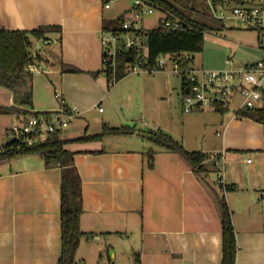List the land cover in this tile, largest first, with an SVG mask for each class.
<instances>
[{"label": "crops", "instance_id": "1", "mask_svg": "<svg viewBox=\"0 0 264 264\" xmlns=\"http://www.w3.org/2000/svg\"><path fill=\"white\" fill-rule=\"evenodd\" d=\"M122 1L106 7L103 0H0V27L61 28L49 34L59 40L54 47L45 50L37 42L44 60L35 64L41 71L33 76V105L21 108L54 114L60 93L79 112L57 133L68 140L65 149L74 152L82 182L85 235L77 263L136 264L138 256L140 264H222L224 197L236 232V264H264V123L231 110L187 113L182 81L167 75L163 84L123 78L110 86L101 30L104 21L130 14L134 1ZM63 64L80 71H63ZM0 104L16 105L13 92L1 85ZM258 108H264V92ZM23 118L0 115V127ZM104 125L135 131L73 140L100 133ZM156 130L206 154L205 171L197 173L180 153L155 145L148 132ZM126 142L134 145H119ZM149 150L155 151L153 167ZM222 150L228 157L226 193L211 157ZM61 183L62 168L46 167L41 155L0 161V264L59 263Z\"/></svg>", "mask_w": 264, "mask_h": 264}, {"label": "trees", "instance_id": "2", "mask_svg": "<svg viewBox=\"0 0 264 264\" xmlns=\"http://www.w3.org/2000/svg\"><path fill=\"white\" fill-rule=\"evenodd\" d=\"M113 0H103L104 4ZM134 1V0H133ZM146 4L165 15L171 20L179 19L185 25L183 30L164 26L161 18L157 27L145 30L147 37L148 53L147 61L150 64L157 63L161 54L200 52L203 49L205 32L213 27L207 22L194 16L197 4L204 0H143ZM248 0H210L211 5L220 4L241 5ZM127 17L122 15L114 20L104 21L106 30H122V24ZM215 19V18H214ZM59 26H41L33 30H9L0 27V85L10 89L14 95L16 105L6 106L0 104V115H18L28 117L31 112L21 106L33 105V76L31 65L44 60L40 50L36 49L38 41L49 38V34L60 31ZM129 52L122 50L117 59V80L126 76V65ZM63 71L78 72V68L63 64ZM103 72L109 81L113 78L110 65L103 67ZM58 94V93H57ZM61 105L69 108L63 97L58 98ZM240 115L264 123V108L245 110ZM134 127L121 126L110 127L104 125L100 133L73 139L74 141L98 140L105 135L131 134ZM148 138L167 151L180 153L194 167L197 173L205 171L206 154L200 151L187 150L184 145L174 137L162 130L148 132ZM68 140L60 138L57 134L45 142L26 146L12 141L6 144L0 151V161L11 159L17 155L38 154L44 158L46 167L60 166L62 168L61 183V221H62V253L58 264H78L76 253L81 238L85 235L80 226L83 213L82 182L80 174L74 163V152L65 149ZM154 150H149V166L154 165ZM222 230H223V259L222 264H236L237 241L231 211L224 197L219 201ZM103 253L100 254V259ZM84 264V263H80ZM101 264V263H98ZM109 264H114L113 262ZM136 264H140L139 257Z\"/></svg>", "mask_w": 264, "mask_h": 264}, {"label": "built area", "instance_id": "3", "mask_svg": "<svg viewBox=\"0 0 264 264\" xmlns=\"http://www.w3.org/2000/svg\"><path fill=\"white\" fill-rule=\"evenodd\" d=\"M110 6V2L105 4ZM215 12L213 17L225 25L228 19H235L248 27L260 32V46L264 48V0H248L246 4L211 5ZM156 11L143 0H134L130 14L122 24V30H101L103 42V63L110 65L113 78L109 81L114 86L118 80L117 59L122 50L129 54L126 65V76L130 74L167 72L182 78L183 94L182 109L187 112L232 109L235 116L242 111L258 108L264 92V58L245 62L235 66L234 59L229 57L226 63L230 67L209 69L196 64L194 53L161 54L157 63L147 61L148 45L143 27H136V22H143L144 16ZM213 12V13H214ZM164 26L183 30L185 25L179 19L171 20L163 15ZM45 44L58 43L59 40L44 39ZM34 72L41 71L37 65H31ZM57 97H62L60 93ZM102 110V107H100ZM79 115L76 108H61L51 113L31 114L3 128V135L11 140L0 142V151L9 142L19 145L32 146L45 142L50 137L62 132L73 119ZM212 161L217 168V180L224 193L227 192V163L226 150L212 154ZM251 161V159H248ZM264 196V190L261 191Z\"/></svg>", "mask_w": 264, "mask_h": 264}, {"label": "rangeland", "instance_id": "4", "mask_svg": "<svg viewBox=\"0 0 264 264\" xmlns=\"http://www.w3.org/2000/svg\"><path fill=\"white\" fill-rule=\"evenodd\" d=\"M123 4L129 5L133 0H123ZM211 9L210 0L200 1L197 4V10L194 16L200 20L207 22L213 28L205 32L203 49L200 52L194 53L195 61L197 65H202L209 69H219L230 67L226 63V59L232 57L234 59V65L238 66L248 61L264 58V48L260 46V32L257 29L248 27L235 19H228L223 25L220 21L214 19L213 14L215 12ZM163 14L159 11H155L152 14L144 16V25L149 28L157 27L160 24V20ZM136 27H141V22L135 23ZM47 45L44 42L41 43L43 49L54 47ZM170 76L176 78L177 82H181L182 78L175 74L167 72H155V73H141L130 74L124 77L126 82H134L137 85L138 81L143 83L148 79H155L159 84H163L164 76ZM174 79V81H176ZM103 107L107 108V103L103 104ZM232 111V109H229ZM124 112L128 114V110L124 109ZM137 115V110L134 112ZM76 120H74L75 122ZM2 140L9 141L11 137L3 135V129L0 127V142ZM120 146H130L134 144L119 143Z\"/></svg>", "mask_w": 264, "mask_h": 264}]
</instances>
